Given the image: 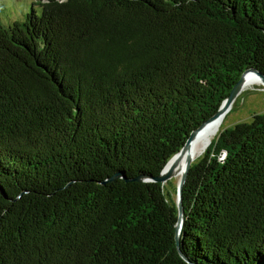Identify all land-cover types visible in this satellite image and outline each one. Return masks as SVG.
I'll return each instance as SVG.
<instances>
[{"label": "trees", "instance_id": "trees-1", "mask_svg": "<svg viewBox=\"0 0 264 264\" xmlns=\"http://www.w3.org/2000/svg\"><path fill=\"white\" fill-rule=\"evenodd\" d=\"M248 68L264 0H37L0 22V264H264V112L182 190L158 176Z\"/></svg>", "mask_w": 264, "mask_h": 264}, {"label": "rangeland", "instance_id": "rangeland-1", "mask_svg": "<svg viewBox=\"0 0 264 264\" xmlns=\"http://www.w3.org/2000/svg\"><path fill=\"white\" fill-rule=\"evenodd\" d=\"M36 1L37 0H0V22H2L3 25H7L14 20H23L32 8V2ZM261 112H264V82L262 80H260L258 84L246 85V87H244L229 111L223 116L222 124L219 125L221 128L215 137L217 138L221 130L234 126L238 122H249L252 120V116L255 113ZM205 151L206 150H204V152ZM204 152L198 157L195 156L194 161L199 159ZM179 180L180 177L177 176L171 179L174 186L178 184ZM175 196H177V194H175Z\"/></svg>", "mask_w": 264, "mask_h": 264}, {"label": "water", "instance_id": "water-1", "mask_svg": "<svg viewBox=\"0 0 264 264\" xmlns=\"http://www.w3.org/2000/svg\"><path fill=\"white\" fill-rule=\"evenodd\" d=\"M248 72H254L264 82V72L259 71L256 68L246 69L244 73L242 74L241 78L233 86L228 96L223 100L217 112L212 117H210L207 121L203 122L197 129L191 132L184 146L181 148L179 152H177L174 156L171 157V159L166 163L162 172L154 178H146L144 176L140 178V179H146V180L150 179V180L166 183L168 180L172 179L177 174L181 173L180 180L177 184V204H178V209H179V219L176 225V240H177L178 245L180 243V233H181L182 224L184 222L182 190L186 182L188 173L190 171L191 165L193 163V157L189 153L191 140L195 136V134L205 126V124L208 121L212 119H219L223 117L229 111L235 99L244 89V86H245L244 76Z\"/></svg>", "mask_w": 264, "mask_h": 264}, {"label": "bare ground", "instance_id": "bare-ground-1", "mask_svg": "<svg viewBox=\"0 0 264 264\" xmlns=\"http://www.w3.org/2000/svg\"><path fill=\"white\" fill-rule=\"evenodd\" d=\"M261 79L257 77L254 73L248 72L244 76V83L246 85L258 84ZM223 117L219 119H212L208 121L205 126L200 129L191 140L189 153L193 157H198L204 150L208 148L211 142L214 140L215 136L220 130ZM194 154V155H193ZM184 163V162H183ZM183 165V164H182ZM181 177V173L176 175Z\"/></svg>", "mask_w": 264, "mask_h": 264}]
</instances>
